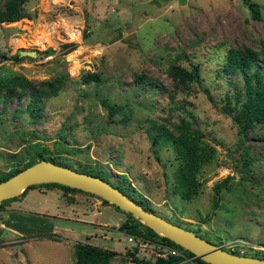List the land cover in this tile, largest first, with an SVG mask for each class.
<instances>
[{
  "label": "rangeland",
  "instance_id": "obj_1",
  "mask_svg": "<svg viewBox=\"0 0 264 264\" xmlns=\"http://www.w3.org/2000/svg\"><path fill=\"white\" fill-rule=\"evenodd\" d=\"M247 1L257 4L259 18L245 0H60L52 7L49 0H26L28 16L0 22V78L65 82L43 100L36 120L24 110L28 96L15 95L5 110L0 102V176L22 169L47 147L45 156L54 163L106 172L164 219L227 251L244 248L242 255L263 257L264 125L238 135L226 101L235 103L244 77L223 70L229 48L264 49V0ZM63 15L82 19L81 38L66 40L60 26L50 46L45 26ZM65 43L77 49L60 54ZM49 48L54 53H38ZM19 49L37 56L13 58ZM176 67L196 71L197 78L173 77ZM88 74L98 79L89 82ZM182 118L212 151L189 200L174 191V152L153 151L147 134L152 123L174 132ZM227 176L215 192L214 183ZM44 184L1 202L0 264H77L79 241L115 251L108 264H137L131 253L144 260L165 253L157 243L118 230L128 212L102 197ZM182 256L178 264H198Z\"/></svg>",
  "mask_w": 264,
  "mask_h": 264
},
{
  "label": "trees",
  "instance_id": "obj_2",
  "mask_svg": "<svg viewBox=\"0 0 264 264\" xmlns=\"http://www.w3.org/2000/svg\"><path fill=\"white\" fill-rule=\"evenodd\" d=\"M25 2L26 0H4L0 6V22L16 21L28 16V13L24 8ZM245 3L253 9V16L259 18L257 4L248 2L247 0H245ZM12 24H18V22ZM76 47V43H65L61 45L59 53H70L74 51V48ZM38 53L46 55L54 53V50L49 48ZM13 58L20 59V56L16 53L13 55ZM223 70L236 74L239 73L244 77L243 87H240V89L235 92V103L232 105L230 99L226 101V111L231 117L233 125L237 129L238 135L243 138L249 129L254 128L257 125H264V49L255 52L253 50L242 51L229 48L226 52V62L224 63ZM170 74L183 81L185 79L197 78L196 71L188 72L181 67H176L170 72ZM96 79H98V76L96 75L88 74L87 76V81L89 82ZM138 79L139 83H146L141 77ZM64 82L65 81L62 79H53L33 83L21 75L11 76L4 79L0 78V102L2 104V109H7L8 103L13 100L15 95H19L20 97L26 95L29 97V100L24 110L28 112L32 119H39L41 117V112L44 109L43 100L56 96ZM102 102L107 108H109V111L115 112L114 105L109 104L105 100H102ZM174 132L165 126L153 123L149 124L147 127V134L151 140V148L153 151L157 152L159 149L167 147L174 152L178 162L174 171V191L180 195L181 198L189 200L196 194L198 188L196 176L200 168L211 159L212 151L201 140L198 128H193L190 122L185 118L180 119L175 125ZM48 151L49 149L47 147H41L38 149L33 155L34 159L27 162L22 169L39 160H51L54 162V159L45 156ZM244 153L246 154L244 157V167L246 169L249 161L246 159L248 153L245 151ZM22 169L13 170L0 176V182ZM82 172L99 176L111 182L114 186L120 188L132 197L137 203L149 209L142 200L135 199L132 196L128 184H125L124 182L110 181L106 172L104 173L98 170H84ZM261 176L264 179V171L261 173ZM126 179V176L123 175L122 180ZM228 179H230L229 176L221 181L215 182L213 185L214 191L218 193L223 186H226ZM44 185H57L64 191H80L79 189L58 183H45ZM32 186H29L23 192ZM8 199L3 200L2 202L7 201ZM215 205H217V198L215 200ZM128 216L129 218L118 227V230L134 236L135 239L140 238L143 241L147 240L157 244L172 245L182 251L181 255H171L167 258L158 256L154 260L136 258L134 254L131 253L133 260L137 264H178L183 260L182 255L194 257L198 264H210L195 257L193 253L182 248L167 237L158 234L150 227L143 225L132 214L128 213ZM73 255L77 264H108L116 255V252L88 242L79 241L75 244ZM260 258H264V255Z\"/></svg>",
  "mask_w": 264,
  "mask_h": 264
},
{
  "label": "water",
  "instance_id": "obj_3",
  "mask_svg": "<svg viewBox=\"0 0 264 264\" xmlns=\"http://www.w3.org/2000/svg\"><path fill=\"white\" fill-rule=\"evenodd\" d=\"M20 57L35 58L37 52L19 49ZM58 183L96 194L118 208L132 214L146 223L157 233H161L195 257L210 264H264V258L240 255L227 251L197 233L173 223L137 203L132 197L111 182L92 174L54 163L39 160L0 182V204L3 200L17 196L35 184Z\"/></svg>",
  "mask_w": 264,
  "mask_h": 264
},
{
  "label": "bare ground",
  "instance_id": "obj_4",
  "mask_svg": "<svg viewBox=\"0 0 264 264\" xmlns=\"http://www.w3.org/2000/svg\"><path fill=\"white\" fill-rule=\"evenodd\" d=\"M60 0H49V5L52 7L58 5ZM63 27L66 31L68 41H76L81 38V30L83 26L82 19L71 16H61L59 19L52 23H47L45 26V38L44 42L50 46H56L57 40L59 39L57 29Z\"/></svg>",
  "mask_w": 264,
  "mask_h": 264
},
{
  "label": "built area",
  "instance_id": "obj_5",
  "mask_svg": "<svg viewBox=\"0 0 264 264\" xmlns=\"http://www.w3.org/2000/svg\"><path fill=\"white\" fill-rule=\"evenodd\" d=\"M158 245L161 247V249H163L165 251V253H163L162 255H158L160 257L167 258L168 256H171V255H173V256L181 255L179 250L176 247L172 246V245H167V244H158ZM236 245L237 246H243L240 243H234L233 244V246H236ZM233 246H230V247H232V248H230L231 250H233ZM244 250H245L244 248H240L239 249V252H240L239 254L242 255L244 253Z\"/></svg>",
  "mask_w": 264,
  "mask_h": 264
}]
</instances>
